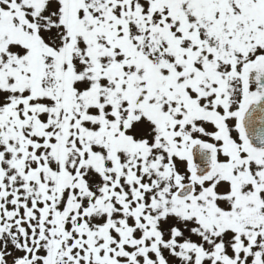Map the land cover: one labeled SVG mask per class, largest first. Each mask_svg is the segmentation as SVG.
Here are the masks:
<instances>
[{
  "label": "snow or ice",
  "instance_id": "snow-or-ice-1",
  "mask_svg": "<svg viewBox=\"0 0 264 264\" xmlns=\"http://www.w3.org/2000/svg\"><path fill=\"white\" fill-rule=\"evenodd\" d=\"M0 264H264V0H0Z\"/></svg>",
  "mask_w": 264,
  "mask_h": 264
}]
</instances>
